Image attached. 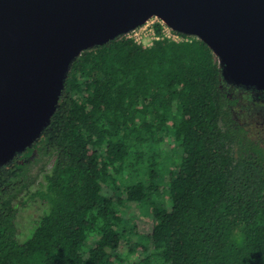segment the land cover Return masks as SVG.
<instances>
[{
  "label": "trees",
  "instance_id": "1",
  "mask_svg": "<svg viewBox=\"0 0 264 264\" xmlns=\"http://www.w3.org/2000/svg\"><path fill=\"white\" fill-rule=\"evenodd\" d=\"M176 33L190 41L121 35L72 63L42 137L0 168V264H118L124 246L134 264H264V141L218 57ZM24 197L45 210L21 241Z\"/></svg>",
  "mask_w": 264,
  "mask_h": 264
},
{
  "label": "water",
  "instance_id": "2",
  "mask_svg": "<svg viewBox=\"0 0 264 264\" xmlns=\"http://www.w3.org/2000/svg\"><path fill=\"white\" fill-rule=\"evenodd\" d=\"M152 18L203 41L227 84L264 92V0H0V168L42 137L83 51Z\"/></svg>",
  "mask_w": 264,
  "mask_h": 264
},
{
  "label": "rangeland",
  "instance_id": "3",
  "mask_svg": "<svg viewBox=\"0 0 264 264\" xmlns=\"http://www.w3.org/2000/svg\"><path fill=\"white\" fill-rule=\"evenodd\" d=\"M155 20H157V18H152L146 24L151 23ZM139 41H141L143 45L149 46L152 44L153 40L151 39V37H144ZM235 98L237 104L235 105L234 112L236 115L237 122L246 126L252 136L264 139V97L261 96L256 98V96H243L237 93L235 94ZM259 110H261L262 112H260ZM162 156V162L169 163V161L172 160L171 149L167 148L166 151L163 152ZM54 163L55 160L54 158H52L48 161H45V163L41 165L32 166L31 176L35 180L33 186L31 187L32 193L37 189H41L45 185V176L51 173ZM23 201V203L16 204L18 207L16 226L18 231V237L21 241L26 239L30 231L35 226L37 220L40 218L41 215H43L45 210L44 205L39 199L24 197ZM140 239L141 238H139V241ZM141 241L143 243H146L143 238ZM117 255H119V257L125 260L124 263H120L117 261L118 264H134L135 262H139L143 258L142 255L138 256L136 254H133L132 256L128 257V255L130 254L126 246H124L122 251L118 252Z\"/></svg>",
  "mask_w": 264,
  "mask_h": 264
},
{
  "label": "built area",
  "instance_id": "4",
  "mask_svg": "<svg viewBox=\"0 0 264 264\" xmlns=\"http://www.w3.org/2000/svg\"><path fill=\"white\" fill-rule=\"evenodd\" d=\"M157 25H160V28H161L160 34L157 33ZM128 35H129V38L134 39L137 43H140V44L142 43L139 40L144 37H151V39L153 40L152 43L155 40H159V39H168L174 42H189L190 41L189 38L177 34L176 31L172 30L169 26H167L164 22H162L159 19L152 21L151 23H148L144 25L143 27L141 26L131 31Z\"/></svg>",
  "mask_w": 264,
  "mask_h": 264
},
{
  "label": "flooded vegetation",
  "instance_id": "5",
  "mask_svg": "<svg viewBox=\"0 0 264 264\" xmlns=\"http://www.w3.org/2000/svg\"><path fill=\"white\" fill-rule=\"evenodd\" d=\"M227 85H230V89H232L233 93L237 94H241L243 96H249L251 95V97H254L256 96V98L258 97H261L263 96L264 97V92H260V91H256V90H253V89H245V88H240V87H237V86H232L231 84H227ZM236 104H237V101H236ZM260 112H262L261 110H259ZM234 116H235V119H236V115H235V112H234ZM237 120V119H236ZM239 123V122H238ZM240 124V123H239ZM240 125H243V124H240ZM244 126V125H243ZM246 127V126H245ZM248 129V128H247ZM262 139V138H261ZM264 141V139H262Z\"/></svg>",
  "mask_w": 264,
  "mask_h": 264
}]
</instances>
